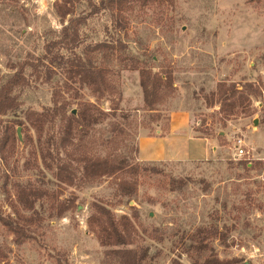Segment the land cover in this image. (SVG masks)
<instances>
[{
    "label": "rangeland",
    "instance_id": "obj_1",
    "mask_svg": "<svg viewBox=\"0 0 264 264\" xmlns=\"http://www.w3.org/2000/svg\"><path fill=\"white\" fill-rule=\"evenodd\" d=\"M102 1L0 0V85L27 53L42 56L70 19L88 17L81 43L62 53L70 64L33 79L17 92L20 112L0 119V137L8 130L16 139L0 157V214L19 229L0 224V264H99L109 248L87 224L99 207L134 226L126 249L141 264H264V0H135L91 15L90 4ZM75 56L105 74L108 90L94 94L73 77ZM141 69L150 87L153 75L169 82L155 111L144 104ZM220 84L246 100L222 112ZM54 100L65 107L54 121L30 115ZM83 108L100 120L81 133L71 118ZM174 113L186 114L194 137L211 140L209 157L140 161V135L167 131ZM238 139L249 160L236 156ZM178 148L203 153L183 137ZM106 157L140 167L88 182L84 162ZM120 180L131 196H122Z\"/></svg>",
    "mask_w": 264,
    "mask_h": 264
},
{
    "label": "trees",
    "instance_id": "obj_2",
    "mask_svg": "<svg viewBox=\"0 0 264 264\" xmlns=\"http://www.w3.org/2000/svg\"><path fill=\"white\" fill-rule=\"evenodd\" d=\"M135 0H105L100 2L99 6L90 4L92 7L91 15L97 14L101 10L107 9L108 6H119L125 3ZM88 17L79 16L72 18L68 23L62 27L60 31V37L52 42L47 43L44 46V54L37 56L35 52H29L25 55L23 61L17 66L14 74L3 84L0 85V119L8 116H16L22 108V103L19 101L17 92L30 87L32 80H40L45 78L46 80L51 78V74L54 73L55 67H59L62 64H70L72 61H65V55L73 52L75 48L81 43L79 29L86 24ZM64 53V54H62ZM77 63V70L72 72L73 77H78L82 85L87 86L92 93H100L103 88L108 90L109 86L104 79L105 74L93 66H89L83 62L80 57H74ZM151 73L148 70L141 69L139 71L140 86L143 91L144 104L150 111H155L159 102V90L160 87L166 88L169 84L167 79H163L159 76L153 75L152 86L148 85V79ZM165 85V86H164ZM104 86V87H103ZM102 87V88H101ZM224 84L218 85L217 92L214 94L217 98L220 109L224 112L226 109L233 110L237 104H243L246 98L239 96L235 100V96L238 94L235 85L225 88ZM251 93L255 94L257 90L254 85L248 84L246 86ZM229 101V102H228ZM93 107L92 105H88ZM64 106L58 105L53 101V107L46 109L45 112L37 114L30 112V115H36L42 120L54 121L64 111ZM100 116H106L103 112H100ZM75 121L81 127V133H84V129L88 126L96 125L99 118H95L90 115L89 108H83L79 115H74L71 119ZM95 118V119H94ZM27 119V117H26ZM17 126H21L23 122H16ZM4 137H0V157L4 152V147L10 144L11 148L16 145V139L14 135H9L8 130L4 131ZM79 147V146H78ZM137 151V150H136ZM45 161V157H42ZM243 169L250 171L253 170V166L248 167L246 161L241 163ZM258 168H262V163H256ZM58 167H61L58 164ZM138 164L130 166L125 159H118L113 157H106L102 159H87L84 162V176L88 182L96 181L103 177H113L121 172H136L139 169ZM130 184L120 180L118 184V190L124 197L131 196L134 193V189L129 190ZM96 207V206H95ZM225 208V205L223 206ZM232 209L234 211H240L241 208L238 204H233ZM96 213L100 217L93 215L87 221L88 227L93 232H96L97 239L103 248H109L104 252V257L99 264H141L144 261L142 255H138L135 249H126V247L135 244L134 234L135 228L131 225L127 218H121L119 221H115L110 212L104 208H97ZM0 224L8 228L13 234H16L19 229L15 228L9 219L3 218L0 214ZM112 248V249H110ZM118 248V249H116ZM203 264H222L217 259H209Z\"/></svg>",
    "mask_w": 264,
    "mask_h": 264
},
{
    "label": "crops",
    "instance_id": "obj_3",
    "mask_svg": "<svg viewBox=\"0 0 264 264\" xmlns=\"http://www.w3.org/2000/svg\"><path fill=\"white\" fill-rule=\"evenodd\" d=\"M186 114H172L168 122V130L157 131L156 136L140 135L138 139V158L140 161H184L204 159L210 155L211 140L197 138L192 134L187 123ZM159 133V134H158ZM203 144L202 155L195 157L178 148L180 138ZM214 151V147L211 148Z\"/></svg>",
    "mask_w": 264,
    "mask_h": 264
},
{
    "label": "built area",
    "instance_id": "obj_4",
    "mask_svg": "<svg viewBox=\"0 0 264 264\" xmlns=\"http://www.w3.org/2000/svg\"><path fill=\"white\" fill-rule=\"evenodd\" d=\"M236 141H237L236 142L237 147H235V149H236V156L238 158H245V160H249V158H246L247 157V152L243 148L242 141L240 139H238Z\"/></svg>",
    "mask_w": 264,
    "mask_h": 264
},
{
    "label": "water",
    "instance_id": "obj_5",
    "mask_svg": "<svg viewBox=\"0 0 264 264\" xmlns=\"http://www.w3.org/2000/svg\"><path fill=\"white\" fill-rule=\"evenodd\" d=\"M254 123H256V121ZM19 131L20 130H17V137H18V140H21V136H20V132Z\"/></svg>",
    "mask_w": 264,
    "mask_h": 264
}]
</instances>
